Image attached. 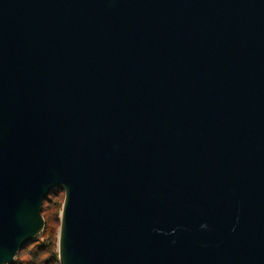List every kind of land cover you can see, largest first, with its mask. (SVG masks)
I'll use <instances>...</instances> for the list:
<instances>
[{
	"label": "water",
	"instance_id": "1",
	"mask_svg": "<svg viewBox=\"0 0 264 264\" xmlns=\"http://www.w3.org/2000/svg\"><path fill=\"white\" fill-rule=\"evenodd\" d=\"M57 188L61 264H264V0H0V264Z\"/></svg>",
	"mask_w": 264,
	"mask_h": 264
},
{
	"label": "rangeland",
	"instance_id": "2",
	"mask_svg": "<svg viewBox=\"0 0 264 264\" xmlns=\"http://www.w3.org/2000/svg\"><path fill=\"white\" fill-rule=\"evenodd\" d=\"M65 198V193L62 189H55L44 201L43 205V215L46 220V231L42 232L40 235H38L34 241L31 243V245H35L37 243H43L47 242L51 246L49 248V251L47 254H44L39 257L38 260L35 259V254L30 247L31 250H28L29 247L26 246L23 248L17 255L16 259L11 264H31L33 261H41V259L44 257V260L46 257H54L57 255V243H58V230L60 226V213L62 210L63 202ZM40 240V241H38Z\"/></svg>",
	"mask_w": 264,
	"mask_h": 264
},
{
	"label": "trees",
	"instance_id": "3",
	"mask_svg": "<svg viewBox=\"0 0 264 264\" xmlns=\"http://www.w3.org/2000/svg\"><path fill=\"white\" fill-rule=\"evenodd\" d=\"M46 221V220H45ZM47 225L45 226V229L43 232L46 231ZM40 241V240H38ZM30 247L32 248L34 254H35V259L38 260L40 256L47 254L49 251V248H51V246L49 244H47V242H43V243H37L36 246L35 245H29V247L27 248L28 250H31ZM52 249V248H51ZM58 255V252H57ZM41 258V257H40ZM15 262V261H14ZM31 264H61L59 261V257L58 256H54V257H46L44 260V257L41 259V261H33Z\"/></svg>",
	"mask_w": 264,
	"mask_h": 264
}]
</instances>
